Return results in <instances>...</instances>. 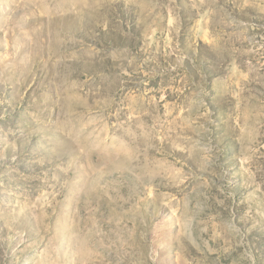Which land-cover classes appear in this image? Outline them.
<instances>
[{"label":"rangeland","instance_id":"1","mask_svg":"<svg viewBox=\"0 0 264 264\" xmlns=\"http://www.w3.org/2000/svg\"><path fill=\"white\" fill-rule=\"evenodd\" d=\"M0 264H264V0H0Z\"/></svg>","mask_w":264,"mask_h":264}]
</instances>
